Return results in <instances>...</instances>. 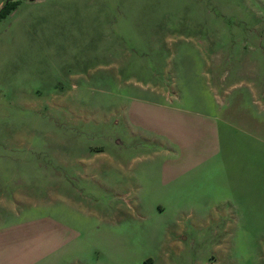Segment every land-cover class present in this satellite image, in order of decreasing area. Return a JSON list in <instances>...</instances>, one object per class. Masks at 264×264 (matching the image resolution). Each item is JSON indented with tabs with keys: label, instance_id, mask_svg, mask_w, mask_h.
<instances>
[{
	"label": "rangeland",
	"instance_id": "374dc122",
	"mask_svg": "<svg viewBox=\"0 0 264 264\" xmlns=\"http://www.w3.org/2000/svg\"><path fill=\"white\" fill-rule=\"evenodd\" d=\"M12 1L0 264H264V0Z\"/></svg>",
	"mask_w": 264,
	"mask_h": 264
},
{
	"label": "trees",
	"instance_id": "16d2710c",
	"mask_svg": "<svg viewBox=\"0 0 264 264\" xmlns=\"http://www.w3.org/2000/svg\"><path fill=\"white\" fill-rule=\"evenodd\" d=\"M15 1L12 0H6L1 6H0V18H2L10 9L14 8Z\"/></svg>",
	"mask_w": 264,
	"mask_h": 264
}]
</instances>
